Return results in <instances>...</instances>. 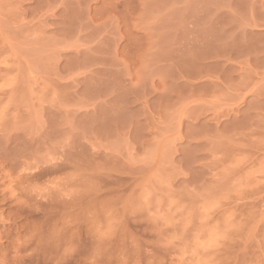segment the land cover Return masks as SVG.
I'll use <instances>...</instances> for the list:
<instances>
[{
	"label": "rangeland",
	"instance_id": "rangeland-1",
	"mask_svg": "<svg viewBox=\"0 0 264 264\" xmlns=\"http://www.w3.org/2000/svg\"><path fill=\"white\" fill-rule=\"evenodd\" d=\"M0 264H264V0H0Z\"/></svg>",
	"mask_w": 264,
	"mask_h": 264
}]
</instances>
